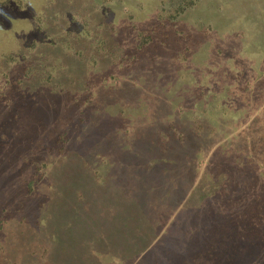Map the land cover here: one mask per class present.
Listing matches in <instances>:
<instances>
[{"label": "trees", "instance_id": "obj_1", "mask_svg": "<svg viewBox=\"0 0 264 264\" xmlns=\"http://www.w3.org/2000/svg\"><path fill=\"white\" fill-rule=\"evenodd\" d=\"M101 1L41 0L39 9L46 13L38 19L34 0H0V27L26 14L42 31L37 51L47 54L49 65L41 66L51 71H44V81L53 77L55 83L50 87L52 103L35 118L34 128L44 127L46 149L52 148L47 136L54 117L60 129L51 135L53 146L60 143L57 158L45 174L42 196L35 198L43 214L38 208L32 214L19 202L21 216H2L0 264H140L145 254L156 264L160 234L170 238L181 229V222L170 228L176 217L199 220L210 205L211 187L246 185L253 179L245 177L247 167H260L254 149L264 156V131L254 127L258 121L264 129V100L247 98L249 88L238 84L234 55L264 60V0H257V10L238 14L222 11L226 0H209L207 6L202 0L179 2L174 15L155 16L169 21L167 34L155 35L153 25L144 29L148 38L136 46L135 59L113 75L94 74L91 98L77 104L68 99L69 87H60L65 74L72 81L76 77L75 61L56 68L65 55L75 59L71 48L61 46L67 51L59 52L51 46L63 39L67 45L62 13L77 12L79 26L86 27L93 23L85 11L90 8L99 13L104 32L87 37L91 32L81 29L79 39L89 52L90 39L94 50H100L95 40L111 36L105 28L109 13L100 11ZM49 9L58 15L50 19ZM188 14L198 21V30L187 28L178 37L174 25L178 18L185 24ZM49 23L63 36L50 38ZM178 50H183L181 59ZM23 55H4L10 62H4L5 75L27 77L33 69L31 52ZM85 67L90 73L99 69ZM201 185L207 196L191 209L193 192ZM262 249L255 261L264 258Z\"/></svg>", "mask_w": 264, "mask_h": 264}, {"label": "rangeland", "instance_id": "obj_2", "mask_svg": "<svg viewBox=\"0 0 264 264\" xmlns=\"http://www.w3.org/2000/svg\"><path fill=\"white\" fill-rule=\"evenodd\" d=\"M181 1L187 4L192 2V0L101 1L100 11L104 10L109 13L105 28L107 27L106 33L111 36L105 35L95 40L100 50H94V47H97L93 44L94 40H86V43L88 41L92 43L90 52L79 39L80 31L81 29L89 30L91 33L87 37L92 36L95 32L98 34L99 31L104 32V26H98L99 13L90 10V8L85 10L87 16L91 17L89 20L93 21L91 23L88 20L89 24H86V27L85 25L79 26L81 23L77 20V12L65 14V11L62 13V25L65 23L68 26L66 34L64 33L67 45L64 44L63 39L61 44L59 42L51 44L53 45L51 47L62 52L64 49L61 46L63 48L70 46L72 57L75 58L72 59L69 55H65L63 57L65 60H60L56 66V68H63L69 62L75 61L76 63L73 69H76L75 74L77 75L76 77L72 76L73 81L67 78L66 74L62 79L60 78V87L63 89L69 87V89L66 88L70 94L68 99L71 98L77 104L86 102L93 93L94 74L100 77L113 75L118 67L132 62L135 59L138 43L147 41L149 32L144 29L148 26L153 25L157 28L155 35L158 32L167 34L168 30L165 28H168L169 21L162 22L161 19L168 15H174ZM203 1L204 6H207L209 0ZM226 2L220 7L228 14L250 12L249 8L253 7L255 10L258 8L257 0L254 2L250 0H230L228 2L226 0ZM88 3L90 4L91 0H88ZM40 5L41 0H34V15L38 19H41L46 13L40 11ZM47 12L50 19L58 15L56 9H49ZM17 16L20 18L13 22L8 20L10 24L0 27V219L4 214L8 215L10 219L21 216L23 207H19V202H22L24 208L32 214L37 213L36 208L39 206H36L35 198H40L45 190V174L48 176V169L51 167L52 160L57 158L55 151L60 145V143L52 145L54 139L51 135L54 131L55 134L60 133V129L55 128L57 118L52 119L55 124L49 126L47 136V143L52 146L51 149H46L42 145L41 138L44 127L34 128L35 118L38 115L41 116L47 104L52 103L50 87L55 82L53 77L44 81L47 73L51 75V71L48 68L43 69L41 66V64L49 65L47 54L44 51H37L42 31H38L35 25L31 24L32 19H28L26 14ZM155 16H160L161 19ZM208 16L206 15V17ZM176 17L174 18L175 22ZM185 19L188 20L184 22L185 24L180 23L178 18L179 24L174 25L178 37L186 33L187 28L195 30L196 27L198 30L199 23L195 22L192 15L184 16ZM206 24L207 22L204 23V25ZM94 25L98 31L92 29ZM52 26L53 24L49 23L47 28L51 32L50 38L54 39L58 35L63 36L59 29L55 32ZM44 32L47 33V31ZM78 41L80 42L77 43ZM26 44L27 50L24 48ZM30 52L33 69L28 70L27 77L5 75L3 65L4 62H9V58L4 55L10 54L11 58H20L24 56L23 54H30ZM262 53L261 51L258 55L262 56ZM182 56H184L183 50H178L176 57L181 59ZM234 56L237 58L235 60L240 71L237 76L238 84L249 88L247 98L259 102L264 100V95H262L264 94V71H261L264 68V60L259 61L246 53L244 56L241 54ZM87 66L99 69L95 73L93 70L90 73L84 69V67L88 68ZM67 68L69 67L67 66ZM108 68L110 71L106 70ZM70 74L73 75L71 71ZM259 124L257 121L254 128L261 133L264 129L262 130ZM258 151V149H254L256 152L254 157L257 158L260 167H247L246 169V174H248L245 177L252 175V182L246 185H240L239 182L215 188L211 185L213 187L210 188L207 200L210 205L208 208L206 207L204 216L199 220H196L195 217H187L182 221L176 217L170 224V228L181 222V229L170 235V238L167 236L168 233L160 234L157 240L159 244L154 252L156 264H264V258L255 261L259 256L255 254L261 251L262 247L264 249V159L261 158L264 156ZM204 189L207 188L201 185L200 188L194 190L193 196L196 199H194L195 202L193 201L191 209L196 207L195 203H198L201 197L207 196ZM38 209L39 214L42 215L43 212L40 208ZM185 247L188 249L181 251ZM141 259L144 262L141 261L140 264H150L147 254L143 255Z\"/></svg>", "mask_w": 264, "mask_h": 264}]
</instances>
